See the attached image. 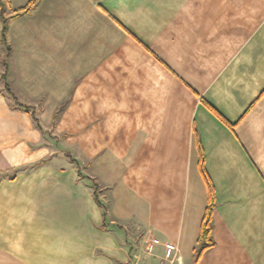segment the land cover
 Wrapping results in <instances>:
<instances>
[{
	"label": "crops",
	"instance_id": "obj_1",
	"mask_svg": "<svg viewBox=\"0 0 264 264\" xmlns=\"http://www.w3.org/2000/svg\"><path fill=\"white\" fill-rule=\"evenodd\" d=\"M8 47L53 137L0 92V264H264V0H0Z\"/></svg>",
	"mask_w": 264,
	"mask_h": 264
},
{
	"label": "trees",
	"instance_id": "obj_2",
	"mask_svg": "<svg viewBox=\"0 0 264 264\" xmlns=\"http://www.w3.org/2000/svg\"><path fill=\"white\" fill-rule=\"evenodd\" d=\"M30 3L31 2H29V4ZM4 32H5V25H3V29H2L3 34H4ZM6 52L7 53H6L5 59L2 62L3 73L0 76V79L2 81V84H1L2 87H1L0 92L10 102V105L12 108L21 110V111L29 114L31 121L33 122L35 127L41 132L42 135H47L49 138H52L53 136L50 133V131L44 129L39 123L38 109L35 108L34 106H32L31 104H27V103H23V102L19 101L17 96L12 92L10 85L7 81V62H8V59L10 57L9 47L6 49ZM54 138H57V137H54ZM60 152L62 153V151H60ZM62 156H64L66 159H68V161L70 163L76 165L77 172L80 171L79 166H77V164L75 163V160L70 155H68L66 153H62ZM45 163H46V160H43V161L39 162L38 164H36V166L43 165ZM94 187H95V185H94ZM211 210H212V207H211V204H209V206L205 210V214H204L202 222H201L200 236H199V240H198V248L195 251V254L193 257L194 263L200 258L202 253L212 245L211 241L209 239V234L211 231Z\"/></svg>",
	"mask_w": 264,
	"mask_h": 264
},
{
	"label": "built area",
	"instance_id": "obj_3",
	"mask_svg": "<svg viewBox=\"0 0 264 264\" xmlns=\"http://www.w3.org/2000/svg\"><path fill=\"white\" fill-rule=\"evenodd\" d=\"M161 249V255L156 248ZM177 248L171 242H162L153 236L145 237L134 248L128 264H175L177 263Z\"/></svg>",
	"mask_w": 264,
	"mask_h": 264
},
{
	"label": "rangeland",
	"instance_id": "obj_4",
	"mask_svg": "<svg viewBox=\"0 0 264 264\" xmlns=\"http://www.w3.org/2000/svg\"><path fill=\"white\" fill-rule=\"evenodd\" d=\"M0 84H2V81H1V79H0ZM137 232H140V231H139V230H137ZM139 237H140V236H139ZM135 239H136V238H135ZM137 242H138V239H137V240H133V243H135V244H136ZM135 244H134V245H135Z\"/></svg>",
	"mask_w": 264,
	"mask_h": 264
}]
</instances>
